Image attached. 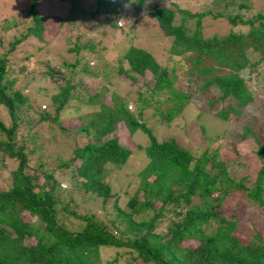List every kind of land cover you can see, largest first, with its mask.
<instances>
[{
    "label": "trees",
    "instance_id": "1",
    "mask_svg": "<svg viewBox=\"0 0 264 264\" xmlns=\"http://www.w3.org/2000/svg\"><path fill=\"white\" fill-rule=\"evenodd\" d=\"M63 1H68L69 7L65 16L57 17L58 30L66 29V52L73 51L76 55L71 60H61L57 67L45 63L43 74L58 87L50 95L47 110L35 108L34 100L14 88L15 80L8 78V55L19 43L28 39L45 43L46 19L36 9L38 1L30 0L28 23L6 18L2 21L4 29L20 23L28 25L0 53V108L7 118L6 121L0 116V163L3 167L11 159L16 163L9 174L10 184L0 189V264H264L262 234L256 231L251 239H245L237 233L238 203H234L236 200L225 203L226 197L233 198L234 192L241 191L246 201L264 208V138L261 137L264 117L249 118L258 119L255 127L258 133L247 123L248 119L230 142L232 148L238 140L250 136L256 144L254 156L259 167L251 185L246 186L243 180L229 176L227 162L235 157L226 154L219 158L218 148L204 146L195 155L172 139L158 141L152 129L140 119L149 105L140 92L133 101H128L126 93L112 97V103L106 105L100 100L105 83L99 90L85 91L79 87L84 78H99L97 66L106 47L101 39L80 45L77 39L82 33L72 40L71 32L81 29L89 20H92L91 28L97 27L94 19L98 14L105 17L99 24L100 30L96 29L103 37L107 29H123L126 23L123 31L137 32L138 24L149 18L168 38V59L188 74L192 84H187L185 89L173 86L179 71L160 64L134 42L116 53V62L111 66L103 61L106 67L110 66L102 74L105 81L120 75L129 86L137 87L136 80L144 78V84L152 83V92H167L164 102L168 101L169 106L161 115L167 121L198 96L205 99L203 106L208 111L215 102H220L211 113L228 121L232 115H242L243 108L253 102L244 72L258 70L264 60V0H210L205 8L195 11L176 2L162 5L156 0H93L91 9L87 10L80 6L81 0ZM170 6L178 9V23L176 11ZM249 10H252L250 15ZM206 18L225 20L231 28L224 34L205 35L202 26ZM188 20L194 22L193 28L188 26ZM238 24L247 25V32H234L233 27ZM249 49L260 54L257 60L252 61ZM92 58H98L94 66L90 65ZM70 102L73 105L75 102V118L76 113H82L84 105L98 108L78 115L75 128H70L59 120L63 111L67 113L65 108ZM130 102L135 110L128 108ZM42 121L59 125L62 132L58 140L67 139L68 135L76 141L72 135L82 134L84 141L75 142L70 157L61 160L58 166L69 169V184L73 187L90 198H100L103 205L109 202L114 216L120 215L123 224L114 217L103 222L91 213L81 214L72 196L61 197L63 189L55 168H50L42 156L47 145L35 127ZM123 127L127 137L140 130L147 135L148 143L135 144L143 151L142 172L147 179L134 172L126 174V185L134 177L139 180L121 206L118 190L113 191L104 182V175L108 167H119L120 171L131 154L125 147V136L119 134ZM22 134L27 137L21 138ZM142 210L150 211L151 216L135 220L132 216ZM66 214L80 224L73 226L66 222Z\"/></svg>",
    "mask_w": 264,
    "mask_h": 264
},
{
    "label": "rangeland",
    "instance_id": "2",
    "mask_svg": "<svg viewBox=\"0 0 264 264\" xmlns=\"http://www.w3.org/2000/svg\"><path fill=\"white\" fill-rule=\"evenodd\" d=\"M36 9L40 14L45 16L46 24L44 25L43 31V42H39L36 39H28L19 43L15 49L8 55L9 61V79H14V88L22 90V93L27 95L29 99L34 100V107L38 106V110H47L50 95L58 90L55 83H52L49 78L43 74V70L46 68V62H50V66H59L61 60H71L76 54L73 51L66 52L67 40H66V29L61 28L58 30V19L57 17H63L69 7L68 1L63 0H37ZM93 0H81L80 6L86 10L91 9V3ZM162 5H168L170 2H176L178 6L189 7L191 10H200L209 5L210 0H156ZM30 0H0V53L9 48V42L16 36H19L25 31L27 27L29 15L27 7ZM176 11V22L178 23V9L175 6H170ZM252 10L247 11L250 15ZM23 15V19L18 16ZM11 20L17 19L22 22L17 25H11L8 29L2 27L3 19ZM98 22L97 27L93 28L90 23L92 20L86 21L84 25H81V29H73L72 40H75L77 34L82 33V37L77 39L80 45L88 43L89 41H96L101 39L104 46L106 47L105 55L103 60H100L98 64V71L100 72L99 78L95 79H83V85L79 86L85 91L99 90L101 85L105 86V93L101 96L100 100L106 105L112 103V97L118 98L126 93L128 101H133L138 97V92L141 93L145 101L148 102V106L145 107L142 112L143 120L148 127L152 129L153 134L156 136L158 141L161 140H174L179 145L187 147L195 155L199 154L204 146H209L211 149H219V158L225 156L235 157L233 160H229L227 163V170L229 176L234 180H243L246 186H250L251 182L256 176V172L259 167V162L254 156V150L256 144L254 140L247 136L246 138L238 140L235 145L230 148V142L234 137L240 133L241 128L247 120L251 117L262 119L264 117V60L258 66V70L250 72L248 69L245 70L244 76L246 83L252 89L253 102L243 108L242 115H232L230 120L223 121L216 118L211 110L218 108L221 103L215 102L212 109L208 111V107L203 106L205 99L198 96L194 97L191 102L183 107L179 114L167 121L162 118V113H165L169 106L168 101L164 102V99L168 96L167 92L163 94H157L152 92L153 85L151 82L144 84V78H138L136 80L137 87H131L122 76L114 75L106 82L102 74L105 70H108L112 62L115 63V58L118 56L116 53H120L121 49L128 44L134 42V45L141 47L150 52L154 58L164 65H168L171 69L178 70L177 66L168 59V38L162 35V33L156 29L153 21L146 20L145 23H139L137 32H125L126 26L123 29H107L105 36L98 33L100 30V23L105 21L103 14H98L94 19ZM123 26L125 25L124 22ZM190 28L194 27L192 20L187 21ZM204 34L210 33H227L230 30V24L224 21H211L209 18L204 20ZM155 27V28H153ZM80 28V27H79ZM234 32L245 33L248 30L247 25H240L233 27ZM97 29V30H96ZM125 30V31H123ZM70 32V33H71ZM86 32V33H85ZM106 43V45H105ZM40 47V49H38ZM84 51H82L83 53ZM250 57L253 60H257L259 55L253 52L252 49L248 50ZM68 56V57H67ZM97 60V61H96ZM90 59V65L94 66L98 63V58ZM106 60L108 63L107 67L103 61ZM24 67L23 70H20ZM177 72L178 76L173 82V86L182 87L185 89L187 84H192L188 79V74L182 73L180 70ZM147 82V81H146ZM114 94V96H113ZM44 105L46 106L44 109ZM75 106L70 102L69 106L65 109L68 110L62 112V118H59L61 124L64 126L75 128L78 120V115H83V112L90 110H96L97 105L86 106L84 105L81 114L76 113L73 107ZM128 108L135 110L136 107L130 102ZM0 116L7 121L6 116L0 108ZM38 118V117H37ZM36 116L34 119H37ZM75 118V119H74ZM249 119V120H250ZM258 119L256 121L248 120L253 128L257 126ZM261 122V121H260ZM58 123V121H57ZM52 126V127H51ZM38 133L41 134V140L45 141L47 147L45 154L42 155L49 165L50 168H55V175L59 177L60 188L63 189L61 197L68 199L72 196L73 203L77 205L79 213H91L103 222H108L109 219L115 218L116 221L124 223L123 218L119 215L115 217L114 210L111 208L110 203L106 205L101 203L100 198H90L88 194H83L78 187H73L69 184L70 171L60 168L59 162L63 159H68L71 155V149L74 147V143L81 144L83 140L82 134H74L76 141H72L70 136L67 135V139H59V135L62 131L59 129V125L52 121L39 122L37 126ZM261 129V137L264 138V125ZM119 128V126L117 127ZM26 130V128H25ZM258 130V129H257ZM255 128V131L258 133ZM121 136H125V147L131 150V154L125 165L114 169L108 167L107 172L104 175V182L110 184L111 189L118 192L120 195L119 204L122 206L126 203L128 197L135 189L139 178L134 177L131 184L126 185L128 176L126 174H132L133 172L138 174L141 179H147L146 173L142 172V168L145 162L143 158V151L136 148L137 145H146L148 143V137L140 130H136L130 137H127V131L125 128H121L119 131ZM79 135V136H78ZM25 135L22 134L20 137L23 138ZM25 136L24 138H26ZM216 139V141H214ZM136 144V146H135ZM46 155V156H45ZM58 156V158H57ZM3 167L0 163V189H5L10 184L9 174L10 171L15 168V162L11 160L7 161ZM120 187V189H119ZM128 190V193L126 192ZM235 197L228 196L225 199V203L235 202L237 204V217L238 227L237 233L243 236L245 239H251L253 234L258 231L262 234L264 240V208H259L255 204L246 201L243 198L241 191L234 192ZM158 203L156 202L155 205ZM151 212L148 210H142L132 217L135 220H143L151 216ZM66 222H69L73 226H78L80 222L69 214H66ZM164 225V223H163ZM195 243H190L193 246Z\"/></svg>",
    "mask_w": 264,
    "mask_h": 264
},
{
    "label": "clouds",
    "instance_id": "3",
    "mask_svg": "<svg viewBox=\"0 0 264 264\" xmlns=\"http://www.w3.org/2000/svg\"><path fill=\"white\" fill-rule=\"evenodd\" d=\"M113 2H115V0H113ZM125 7H128V5H127V4H125Z\"/></svg>",
    "mask_w": 264,
    "mask_h": 264
}]
</instances>
